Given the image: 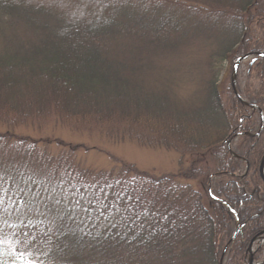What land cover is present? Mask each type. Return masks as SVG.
Here are the masks:
<instances>
[{
    "label": "trees",
    "instance_id": "16d2710c",
    "mask_svg": "<svg viewBox=\"0 0 264 264\" xmlns=\"http://www.w3.org/2000/svg\"><path fill=\"white\" fill-rule=\"evenodd\" d=\"M74 1L101 14H75L54 0H0V32L11 34L0 35L8 42L0 46V125L52 121L191 162L178 174L126 162L96 171L77 158L88 146L0 131V264H220L238 226L225 264H244L264 230L263 141L259 112L230 82L221 88L219 64L252 55L238 89L264 109V0ZM180 83L198 90L181 94ZM238 132L242 158L225 143ZM40 189L67 206L85 195L99 210L84 222H31L25 208ZM255 259L264 260V248Z\"/></svg>",
    "mask_w": 264,
    "mask_h": 264
},
{
    "label": "rangeland",
    "instance_id": "374dc122",
    "mask_svg": "<svg viewBox=\"0 0 264 264\" xmlns=\"http://www.w3.org/2000/svg\"><path fill=\"white\" fill-rule=\"evenodd\" d=\"M54 1L57 2V0H54ZM183 5L189 6L190 4L185 3ZM178 7L180 11V17H181V14L187 15L188 11L186 7L179 6V5ZM63 8L66 10H71V12H74L75 14H81V13L88 14V13H93V12L94 13L92 16H97L101 14L100 9L93 10L91 7L87 8V6H82L81 4L75 3L74 0H64ZM181 18H184V17H181ZM25 21L26 19L19 18V22L21 24L18 26L19 28H21L20 30L21 34L26 33L27 35H29L30 34L29 30H26V32H22L27 28V25H26L27 23ZM189 21L192 22L194 21V19L190 18ZM187 24H190V22H187ZM0 35H3L4 38H7L11 34L10 33L3 34L2 32H0ZM3 40L2 42L0 41L1 42L0 46H5L8 44V42L3 41ZM146 42H148L147 39H146ZM10 44H12L11 41H10ZM123 53L126 54L125 52ZM247 62H248V59L246 61H243V63L240 64V67H239L240 70L238 71L239 83L242 86L245 82V77H246V72H247ZM221 63L219 64L221 67V74L219 76H220V79L223 80V83L221 84V88L223 90H226L228 87V82H230L231 84L233 66L229 65V63L226 62V60L222 61ZM181 69L184 70L182 67ZM188 70H189V66H188ZM197 87H198L197 84H194V83L191 85H188L186 83H180L178 92L184 95L192 94L193 91L198 90ZM200 94L203 96L204 92L201 91ZM256 110L259 113H257L258 121H257L256 127L258 128L255 134L257 135L258 139H262L263 146H264V113H263L264 109L259 108ZM260 110H262L263 112H261ZM41 125L42 126H39V124L37 125H30V124L25 125L24 124V125H19L16 127L15 126L5 127L4 125H0V131L5 132L8 129H11L17 135H25V136L35 137V138L62 139L69 143H77V144H83L85 146H88L91 148L90 150L88 151L81 150L78 153V161L81 163L83 167L96 170V171L111 170L112 168L116 167L120 163L126 162V163L135 164L142 171L154 173L156 175L178 174L181 171V169L188 167L191 162V157H185V159H183L182 161L181 154L174 150L169 151L164 148L142 147L138 145L136 142H132V141H126L124 143H114L113 141L107 139L105 136L99 133L88 134L86 132H76L73 130L71 131L69 128L56 127V125L53 124L52 121H47ZM233 135L230 136L231 140L233 141L231 146L235 147V143L242 141L241 138H242V135L244 134H240L239 140L235 139ZM230 137L228 139H230ZM228 139H226L227 142H225L227 144H229ZM52 149L56 151L60 150V148L57 147L56 145H53ZM263 154H264V148L261 152V155H259V160L262 159ZM115 159H117V161ZM191 183L195 186V188H197L195 182H191ZM256 245H258V243ZM256 248L257 247L255 246V252H256ZM248 257L249 256L246 253L245 264H247ZM253 259H254L253 261H255V254H254ZM225 262L226 261L224 260V264ZM22 264H26V263L24 262Z\"/></svg>",
    "mask_w": 264,
    "mask_h": 264
},
{
    "label": "bare ground",
    "instance_id": "6f19581e",
    "mask_svg": "<svg viewBox=\"0 0 264 264\" xmlns=\"http://www.w3.org/2000/svg\"><path fill=\"white\" fill-rule=\"evenodd\" d=\"M41 191L42 190L40 189L35 192L34 195L36 196V198L32 199L31 204L25 208V216L27 214H30L28 220H30L31 222H34V220L36 219H44L45 225L50 227L56 226V222L60 218L62 220H75L79 222L80 220H83L84 222L89 221L90 219L88 215V210L91 207L99 210L98 204H96L92 198H87L85 195H77L74 198V204H70L69 206H67L68 203L65 198L57 199L56 197L51 195L50 191H44L42 193L44 195L38 196ZM99 217H104V213L100 212ZM261 233L263 234L264 230L259 232L253 239L259 236ZM262 239H264V237ZM234 240L232 242H230V240L229 243L226 245V247L228 246L227 250L229 249L230 245L234 242ZM225 249L223 251V254L227 253V250L225 251ZM221 258L223 257L221 256Z\"/></svg>",
    "mask_w": 264,
    "mask_h": 264
},
{
    "label": "water",
    "instance_id": "95a60500",
    "mask_svg": "<svg viewBox=\"0 0 264 264\" xmlns=\"http://www.w3.org/2000/svg\"><path fill=\"white\" fill-rule=\"evenodd\" d=\"M261 55H264V53H260ZM246 57H242L233 67V72H232V76H231V84H232V88L234 90V93L236 95V97L239 98V100L244 104V105H247L249 107H252V108H255L254 105H251L247 102H245L243 100V98L241 97V95L239 94V91H238V88H237V73H238V67H239V64L240 62H242ZM259 172H260V176L262 178V180L264 181V154H263V157L261 159V162H260V165H259ZM262 234V233H261ZM260 234V235H261ZM259 235V236H260ZM259 236H257L250 244V247H249V257H248V261H247V264H255L254 263V259H253V243L255 242V240H257L259 238ZM236 237V233L235 235L233 236V238L231 239L230 242H232ZM228 246L226 247L225 251L227 250ZM221 264H223V260H221Z\"/></svg>",
    "mask_w": 264,
    "mask_h": 264
},
{
    "label": "snow or ice",
    "instance_id": "6c2138e0",
    "mask_svg": "<svg viewBox=\"0 0 264 264\" xmlns=\"http://www.w3.org/2000/svg\"><path fill=\"white\" fill-rule=\"evenodd\" d=\"M57 2H58L59 4H61V6H63V4H64V0H57Z\"/></svg>",
    "mask_w": 264,
    "mask_h": 264
}]
</instances>
